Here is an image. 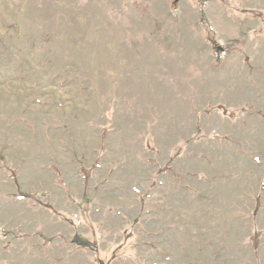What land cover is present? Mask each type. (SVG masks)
Listing matches in <instances>:
<instances>
[{
  "label": "rangeland",
  "instance_id": "obj_1",
  "mask_svg": "<svg viewBox=\"0 0 264 264\" xmlns=\"http://www.w3.org/2000/svg\"><path fill=\"white\" fill-rule=\"evenodd\" d=\"M0 264H264V0H0Z\"/></svg>",
  "mask_w": 264,
  "mask_h": 264
}]
</instances>
